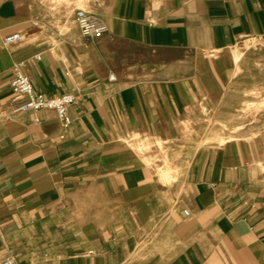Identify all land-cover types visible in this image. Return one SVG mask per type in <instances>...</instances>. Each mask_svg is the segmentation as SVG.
<instances>
[{
    "label": "crops",
    "instance_id": "crops-1",
    "mask_svg": "<svg viewBox=\"0 0 264 264\" xmlns=\"http://www.w3.org/2000/svg\"><path fill=\"white\" fill-rule=\"evenodd\" d=\"M76 4L102 36L80 34ZM17 63L37 92L75 96L69 124L15 110ZM7 255L264 264V0H0Z\"/></svg>",
    "mask_w": 264,
    "mask_h": 264
},
{
    "label": "built area",
    "instance_id": "built-area-1",
    "mask_svg": "<svg viewBox=\"0 0 264 264\" xmlns=\"http://www.w3.org/2000/svg\"><path fill=\"white\" fill-rule=\"evenodd\" d=\"M74 20L80 31V34L88 39H94L102 36L106 28L103 21L82 8H76ZM20 33H11L3 38V43L8 44L20 40ZM37 58H39L37 56ZM109 79L114 76L109 75ZM11 91L14 101L17 102L16 111H38L43 108L54 109L57 116L64 124H69L71 117L68 114V107L75 102V96L71 93H60L55 95H46L37 92L30 78L24 73L22 65L17 63L12 66ZM183 215L188 214L187 209L181 210ZM2 264H14L10 255L5 256Z\"/></svg>",
    "mask_w": 264,
    "mask_h": 264
},
{
    "label": "rangeland",
    "instance_id": "rangeland-1",
    "mask_svg": "<svg viewBox=\"0 0 264 264\" xmlns=\"http://www.w3.org/2000/svg\"><path fill=\"white\" fill-rule=\"evenodd\" d=\"M76 7H81V4H76ZM119 50H121L122 52H126V51H130L132 50L131 47L129 45H127L126 43H123L121 41H115L114 44Z\"/></svg>",
    "mask_w": 264,
    "mask_h": 264
},
{
    "label": "bare ground",
    "instance_id": "bare-ground-1",
    "mask_svg": "<svg viewBox=\"0 0 264 264\" xmlns=\"http://www.w3.org/2000/svg\"><path fill=\"white\" fill-rule=\"evenodd\" d=\"M80 8V7H79ZM82 9H84V8H82ZM85 10V9H84ZM225 140V139H224ZM168 168V167H167ZM161 179V178H160Z\"/></svg>",
    "mask_w": 264,
    "mask_h": 264
}]
</instances>
